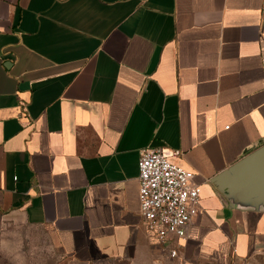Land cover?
Instances as JSON below:
<instances>
[{"label": "crops", "instance_id": "crops-1", "mask_svg": "<svg viewBox=\"0 0 264 264\" xmlns=\"http://www.w3.org/2000/svg\"><path fill=\"white\" fill-rule=\"evenodd\" d=\"M264 144V0H0V243L40 230L62 264H168L141 225L145 148L200 186L176 244L264 253V197L213 177Z\"/></svg>", "mask_w": 264, "mask_h": 264}, {"label": "built area", "instance_id": "built-area-1", "mask_svg": "<svg viewBox=\"0 0 264 264\" xmlns=\"http://www.w3.org/2000/svg\"><path fill=\"white\" fill-rule=\"evenodd\" d=\"M180 151L145 148L138 160V202L141 225L151 240L170 257L176 244L200 213L201 188L194 174L173 159Z\"/></svg>", "mask_w": 264, "mask_h": 264}, {"label": "rangeland", "instance_id": "rangeland-1", "mask_svg": "<svg viewBox=\"0 0 264 264\" xmlns=\"http://www.w3.org/2000/svg\"><path fill=\"white\" fill-rule=\"evenodd\" d=\"M0 243V264H62L63 258L49 239L40 230L7 225ZM168 264H248L235 259L230 253L198 252L197 244L191 243L179 253L170 257ZM251 264H264V253L253 258Z\"/></svg>", "mask_w": 264, "mask_h": 264}, {"label": "water", "instance_id": "water-1", "mask_svg": "<svg viewBox=\"0 0 264 264\" xmlns=\"http://www.w3.org/2000/svg\"><path fill=\"white\" fill-rule=\"evenodd\" d=\"M220 193L242 199L264 197V144L213 177L209 182Z\"/></svg>", "mask_w": 264, "mask_h": 264}]
</instances>
